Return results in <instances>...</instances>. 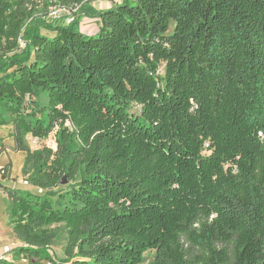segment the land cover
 Here are the masks:
<instances>
[{
  "label": "trees",
  "instance_id": "trees-1",
  "mask_svg": "<svg viewBox=\"0 0 264 264\" xmlns=\"http://www.w3.org/2000/svg\"><path fill=\"white\" fill-rule=\"evenodd\" d=\"M92 1L0 0V127L45 191L0 183L16 256L264 264V0Z\"/></svg>",
  "mask_w": 264,
  "mask_h": 264
},
{
  "label": "rangeland",
  "instance_id": "rangeland-1",
  "mask_svg": "<svg viewBox=\"0 0 264 264\" xmlns=\"http://www.w3.org/2000/svg\"><path fill=\"white\" fill-rule=\"evenodd\" d=\"M107 1H115V0H95L92 1L91 6L97 8L99 5L103 4ZM50 16L56 18H62V23L67 24L73 18V15H76V10L71 14L67 10H55L53 8H49ZM92 18L82 17L79 18V29L80 30H89L95 27L96 22L91 20ZM94 31V30H93ZM82 32V31H81ZM161 74H163V68L160 70ZM138 110H134L137 113ZM2 112L0 108V113ZM4 116L6 114L2 112ZM27 141L32 150H36L39 148L40 144L37 142H33L30 137H27ZM0 145L3 148V154L0 156V183L5 185L10 189L20 190V191H28L32 194H37V187L32 185H24V178L21 174V168L24 160V153L22 152H14L11 148L13 147V139H12V126H2L0 127ZM42 145L49 147L55 150V135L52 134L50 138L43 142ZM7 149V150H6ZM8 163H11L8 167ZM6 168L5 174H1V169ZM67 184V183H66ZM62 186V185H61ZM63 185L62 187H64ZM2 193V192H1ZM43 192L41 195H43ZM9 200L7 195L0 194V240L2 242V246H8L11 249L10 254H6V259L2 261V264H27L23 262V259L16 256V248L19 247L20 242L13 236L12 228L9 221ZM56 237L54 244L51 248V254L57 258H63L62 247L65 242V234L61 226L56 227ZM3 248V247H2ZM1 248V253H2ZM143 263L141 264H151L154 260V251H147L143 255Z\"/></svg>",
  "mask_w": 264,
  "mask_h": 264
},
{
  "label": "crops",
  "instance_id": "crops-1",
  "mask_svg": "<svg viewBox=\"0 0 264 264\" xmlns=\"http://www.w3.org/2000/svg\"><path fill=\"white\" fill-rule=\"evenodd\" d=\"M122 2V0H115V1H107V2H104L103 4H101V5H99L97 8H95L94 7V5H93V7L95 8V9H97V10H105V9H108V8H111V7H113V6H115V5H117V4H120ZM92 21H95L96 22V24H95V27L91 30V29H89V30H81L82 31V33H84V34H87V35H91V34H94L96 31H97V29H98V24H99V21L98 20H96V19H91ZM94 30V31H93ZM7 150V149H6ZM4 152H3V149H2V153H1V155L3 154ZM0 155V156H1ZM11 164V163H10ZM2 167V166H1ZM0 167V168H1ZM0 194H2L1 192H0ZM20 245V244H19ZM2 247H4V245L2 246V242H1V240H0V254H1V248ZM3 249V248H2ZM19 259V258H18ZM7 260V262H10V261H8V259H6ZM23 262L25 263L26 261L25 260H23ZM3 262H0V264H2ZM27 263V262H26Z\"/></svg>",
  "mask_w": 264,
  "mask_h": 264
},
{
  "label": "built area",
  "instance_id": "built-area-1",
  "mask_svg": "<svg viewBox=\"0 0 264 264\" xmlns=\"http://www.w3.org/2000/svg\"><path fill=\"white\" fill-rule=\"evenodd\" d=\"M32 140H33V142L37 143V140H35V139H32ZM1 153H2V148H1V145H0V155H1ZM1 174L2 175L5 174V171L4 170H1ZM24 185L28 186L29 183L27 181H25L24 182ZM43 192H45V191L42 190V189H40V188H37V194L38 195H41ZM10 253H11V249L8 246H4L3 249H2V253L0 254V262L4 261V259H6L5 258V255L6 254H10Z\"/></svg>",
  "mask_w": 264,
  "mask_h": 264
},
{
  "label": "water",
  "instance_id": "water-1",
  "mask_svg": "<svg viewBox=\"0 0 264 264\" xmlns=\"http://www.w3.org/2000/svg\"><path fill=\"white\" fill-rule=\"evenodd\" d=\"M66 183H67V182H66L65 178H63V179L61 180V182H60V185L63 186V185H66Z\"/></svg>",
  "mask_w": 264,
  "mask_h": 264
}]
</instances>
